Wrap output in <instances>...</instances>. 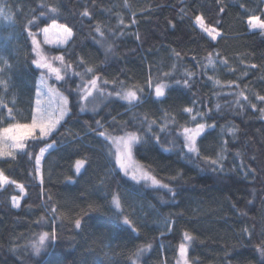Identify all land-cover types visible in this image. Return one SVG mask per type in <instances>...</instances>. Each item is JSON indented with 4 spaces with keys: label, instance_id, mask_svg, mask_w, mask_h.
Masks as SVG:
<instances>
[{
    "label": "trees",
    "instance_id": "trees-1",
    "mask_svg": "<svg viewBox=\"0 0 264 264\" xmlns=\"http://www.w3.org/2000/svg\"><path fill=\"white\" fill-rule=\"evenodd\" d=\"M0 13V36L11 37L0 126L32 119L41 70L29 33L53 21L72 30L47 48L63 57L70 114L0 158V264H178L182 245L191 264H264V32L248 22L264 20V0H0ZM92 79L108 93L94 110L81 96ZM197 124L205 132L189 152L183 130ZM129 132L159 186L119 168L110 138ZM53 142L39 177L35 158Z\"/></svg>",
    "mask_w": 264,
    "mask_h": 264
},
{
    "label": "snow or ice",
    "instance_id": "snow-or-ice-1",
    "mask_svg": "<svg viewBox=\"0 0 264 264\" xmlns=\"http://www.w3.org/2000/svg\"><path fill=\"white\" fill-rule=\"evenodd\" d=\"M223 11V9H221ZM197 22L200 23L201 28L204 29V31L208 32L209 35H211V30L206 28L202 22L201 17H197ZM249 24L252 27H259L261 29H264V21L260 20L259 17L257 16H251L249 17ZM53 27H60L62 28V32L64 35V40L66 41L68 38L72 36V30L70 28L64 27V26H56L53 25ZM45 33L48 32V29H44ZM97 31L99 32L100 29L97 28ZM31 35V33H29ZM33 43H36L35 40H33ZM110 47V46H109ZM37 51V54L40 55L38 48L34 49ZM59 60H63V57H57ZM33 63L38 67V68H48L50 71L55 72L56 79L60 80L62 79L59 75V69L58 68H53L50 63H47L44 61V58L42 57L41 60L33 61ZM97 84L96 79H92L90 81V85L92 88H95ZM42 90H44V94L49 96V101L46 102L45 104H41V101L39 99L36 100V109L34 110V114L32 117V121L30 124H12L9 125L7 128L0 129V156H12L13 152L12 149H25V144L24 140L28 137H31L33 140H37L38 138L36 137L35 133L36 130H39L40 138L46 137L49 134L53 132V130L57 127V125L60 123L61 120L65 118V116L69 115V110H68V100L67 97L63 96L62 93H59L55 88L47 86L44 77H41V82H40V87L37 88V96H40L42 93ZM87 91V89H86ZM53 95H56L59 97L60 100V108H59V116L54 117V115L49 112V109L51 108V97ZM117 96L120 97L122 100H135L136 99V93L133 91H120L116 93ZM155 95L156 97H162L164 95L163 93V86L158 85L155 89ZM262 100H264V97H261ZM43 109V111H41ZM11 111V110H9ZM185 111H191V109H186ZM99 123V122H97ZM184 137L185 141L188 144V151L189 152H194L195 149V143H196V138L201 135V133L205 132V126L203 124H197L194 129H188L184 128ZM103 135V133H101ZM11 141V143L5 147L4 142L5 141ZM137 140V136L135 134H129L125 138H121V143L124 146L125 153H124V159H121L120 157L117 158V163L119 164L121 169H127L130 164L127 163L126 161H130L131 159V145L135 143ZM55 145V142L53 144H49L47 148H41L39 155L36 156L35 162L36 165H40L41 162V157L44 156L45 152L48 151L49 149L53 148ZM212 163H215L213 161ZM84 161L78 160L76 162V171L79 173L81 169L83 168ZM137 177L135 175L132 176V180L135 181ZM153 184H158L159 182L155 180V178H151ZM8 177L3 174V172H0V185L8 183ZM12 183H15L14 181ZM163 187L167 188V185H163ZM21 191H23V186H20ZM13 204L14 206H19L18 200L14 197L13 198ZM116 207L119 208V203L116 202ZM125 224H129V221L127 218L124 220ZM75 228H80L81 227V220L76 219ZM49 233L45 232L42 235L39 236V241L34 242L31 246L33 250L39 254L44 241L47 237H49ZM52 238H55V231L51 233ZM185 239H190V237L185 235ZM181 252L183 253V245L181 246ZM261 255L264 256V245L261 246L260 248Z\"/></svg>",
    "mask_w": 264,
    "mask_h": 264
},
{
    "label": "rangeland",
    "instance_id": "rangeland-1",
    "mask_svg": "<svg viewBox=\"0 0 264 264\" xmlns=\"http://www.w3.org/2000/svg\"><path fill=\"white\" fill-rule=\"evenodd\" d=\"M262 21H264V20H262ZM202 22H203V20H202ZM8 23H9L8 17L6 15L0 13V26L7 27ZM196 24L201 28L200 23H198L197 20H196ZM203 24H204V26L206 28L211 30V35H209L208 32L204 31L203 28H201V29L209 37L215 39L218 36L217 31L214 30L213 28H210V27L206 26L204 22H203ZM53 25L67 27V26H65L63 24H60L58 22L53 21L50 24H48L45 27H43L40 31L36 32L35 34L30 32L31 33L30 36H31V42L33 44V50L38 48V51L40 53V55H38L37 51L34 50L35 61L41 60V58L43 57L45 62L50 63L53 68H58L60 70L59 71V75H60V77L62 79L57 80L56 79V75L57 74L55 72L50 71V69H48V68H39L41 70V72H40V75L38 76V79H37V82H36V93H37V88L40 87L41 77L43 76L47 86L55 88L59 93H62L63 96L67 97L64 94V92L60 89V86H59V84H62V86H63V84L66 83L65 80L67 79L66 74L62 73L61 60L57 59V57H59V56L55 55V53L54 54L51 53L50 52L51 50L47 49V48H51L52 49V48L64 47L69 42V40L71 39L72 36L65 41L64 40V35H63V32H62V28L53 27ZM249 27H250L251 30H261V31L264 32V29H261L259 27H255L254 28L250 24H249ZM46 28L48 29L47 33H45V31H44V29H46ZM10 38H11L10 36L6 37V35L5 36L4 35L0 36V71H1V69L3 67V65L5 64L4 53H5V48H6L5 47L6 46V41L8 39H10ZM33 40H35L36 43H33ZM82 88H83L82 89V95H81L82 96V101H83L84 105H86V107H88V105H89L90 109H93V110L97 109V107L99 106V103L101 104V102L104 99L107 98L108 93H104L105 91L101 88V86L98 84V82H97L95 88H92L90 83L86 84ZM86 89H87V91H86ZM37 99H39L41 101V104L43 105V104H45L46 102L49 101V96L44 94V90H42V93H41L40 96H37V94H36L34 110L36 109V100ZM67 100H68V98H67ZM68 104H69V101H68ZM67 107H68V105H67ZM59 108H60L59 97L56 96V95H53L51 97V108L49 109V112H51L54 115V117H58L59 116ZM68 110H69V108H68ZM41 111H43V109H41ZM33 114H34V111H33ZM32 117H33V115H32ZM63 120H61L60 123H62ZM31 121H32V119H31ZM31 121L29 123H25V124H30ZM60 123L57 125V127L60 125ZM21 125H24V124H21ZM7 127L8 126H5V125L3 126L2 125V126H0V129L7 128ZM194 128L195 127H192V128H189V129H194ZM129 134H135V133L129 132V133H126V134H123V135H120V136H114V137L110 138L111 139V143H112L113 154H114V157L116 159V162H117V158L118 157H120L121 159H124L125 149H124L123 144L121 143V138H125ZM35 135H36L37 138H40L39 130H36ZM48 136H46V137H48ZM46 137H43V138H46ZM31 139H32L31 137H28V138H26L23 141L25 146L27 144V141L31 140ZM137 141H138V137H137L136 142ZM136 142L131 145V159H130V161H126L127 163L130 164V166L125 170V169H121L119 164L117 163L119 168L122 170L124 175L127 176L130 179H132V176L135 175L137 177V179L135 180L136 182H144V183H147L149 185H157V186H159L160 183L153 184L152 179H151L153 177L150 174H148V172L145 171V169L135 160L134 155H133V147L136 144ZM10 143H11V141H7L6 140L4 142V146L7 147ZM48 145L49 144H47L44 148H47ZM51 149L46 151L44 156L41 157L40 165H38V166L36 165L39 177H41V174H42L43 160H44L45 156L48 154V152ZM18 150H21V149H12L13 155ZM4 157H10V156H0V158H4ZM84 165H85V162H84ZM84 165H83V167H84ZM75 170H76V166H75ZM6 184L7 183L2 184V185H6ZM18 188L21 191L20 186ZM21 193H22V195H20V196H14L18 200L19 205H20V201H21L23 195L25 194L24 188H23V191H21ZM14 197H12V203H13V198ZM13 206H14V204H13ZM14 207H17V206H14ZM186 251L187 250H186L185 247H183V253L181 252V249H180L178 264H191L189 259H188Z\"/></svg>",
    "mask_w": 264,
    "mask_h": 264
}]
</instances>
